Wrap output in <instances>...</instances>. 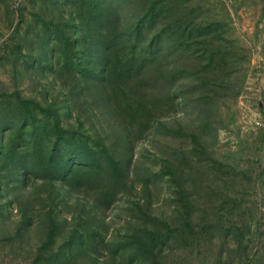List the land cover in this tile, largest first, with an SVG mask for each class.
Here are the masks:
<instances>
[{"label": "rangeland", "instance_id": "1", "mask_svg": "<svg viewBox=\"0 0 264 264\" xmlns=\"http://www.w3.org/2000/svg\"><path fill=\"white\" fill-rule=\"evenodd\" d=\"M0 264H264V0H0Z\"/></svg>", "mask_w": 264, "mask_h": 264}]
</instances>
